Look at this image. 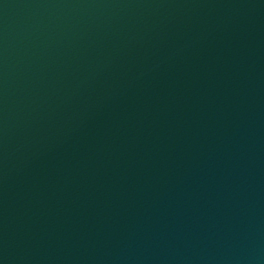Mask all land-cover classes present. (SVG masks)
<instances>
[{"label":"water","instance_id":"water-1","mask_svg":"<svg viewBox=\"0 0 264 264\" xmlns=\"http://www.w3.org/2000/svg\"><path fill=\"white\" fill-rule=\"evenodd\" d=\"M0 264H264V0H0Z\"/></svg>","mask_w":264,"mask_h":264}]
</instances>
